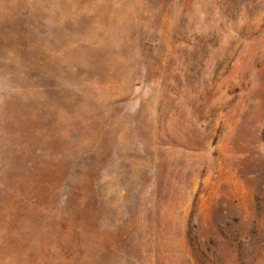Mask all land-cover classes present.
Here are the masks:
<instances>
[{
	"label": "rangeland",
	"instance_id": "rangeland-1",
	"mask_svg": "<svg viewBox=\"0 0 264 264\" xmlns=\"http://www.w3.org/2000/svg\"><path fill=\"white\" fill-rule=\"evenodd\" d=\"M0 264H264V0H0Z\"/></svg>",
	"mask_w": 264,
	"mask_h": 264
}]
</instances>
